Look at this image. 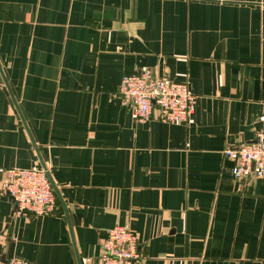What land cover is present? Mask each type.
Returning <instances> with one entry per match:
<instances>
[{
  "label": "crops",
  "instance_id": "obj_1",
  "mask_svg": "<svg viewBox=\"0 0 264 264\" xmlns=\"http://www.w3.org/2000/svg\"><path fill=\"white\" fill-rule=\"evenodd\" d=\"M0 66V175L41 158L64 203L19 217L0 193L2 258L101 264L122 226L137 264H264V179L223 155L264 126V0H0ZM143 70L189 84L188 122L132 119Z\"/></svg>",
  "mask_w": 264,
  "mask_h": 264
},
{
  "label": "built area",
  "instance_id": "obj_2",
  "mask_svg": "<svg viewBox=\"0 0 264 264\" xmlns=\"http://www.w3.org/2000/svg\"><path fill=\"white\" fill-rule=\"evenodd\" d=\"M118 97L137 123L156 120L165 124L186 123L196 109V96L187 82L179 83L151 70L127 74L122 78ZM264 124V115H263ZM224 157L234 162L236 181L264 179V126L252 142L229 146ZM0 193L13 200L19 217L53 215L58 199L43 168H9L0 175ZM8 242L0 233V247ZM139 236L127 227L111 228L101 245V264H137L141 258ZM0 264H32L20 257L2 258Z\"/></svg>",
  "mask_w": 264,
  "mask_h": 264
},
{
  "label": "water",
  "instance_id": "obj_3",
  "mask_svg": "<svg viewBox=\"0 0 264 264\" xmlns=\"http://www.w3.org/2000/svg\"><path fill=\"white\" fill-rule=\"evenodd\" d=\"M0 72H1V74H2V76H3V79H4L5 83H6V86L8 87V89H10V88H9V85H8V83H7V80H6L5 76H4V73H3V71H2L1 66H0ZM12 98H13V97H12ZM13 101H14V103H15V105H16V107H17V110H18V112H19L18 105H17V103H16V101H15L14 98H13ZM22 121H23V123H24V125H25V127H26V124H25V121H24L23 118H22ZM26 128H27V127H26ZM35 150L37 151V153H38V155H39V150H38V148H37L36 146H35ZM40 160H41L42 168L47 172L48 178H49V180H50V182H51V185H52V187H53V190H54V192H55V194H56L58 200L62 203V205H64V203H63V201H62V198H61V196H60V193H59L58 189L56 188L55 184L53 183L52 178H51V176H50V173L48 172L47 167L45 166V164L43 163V161H42L41 158H40ZM15 209H16V207H15Z\"/></svg>",
  "mask_w": 264,
  "mask_h": 264
}]
</instances>
